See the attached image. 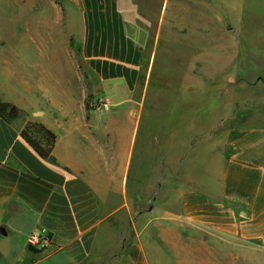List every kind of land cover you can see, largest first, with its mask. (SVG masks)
<instances>
[{
	"label": "crops",
	"instance_id": "1",
	"mask_svg": "<svg viewBox=\"0 0 264 264\" xmlns=\"http://www.w3.org/2000/svg\"><path fill=\"white\" fill-rule=\"evenodd\" d=\"M15 1L20 19L30 4L42 13V26L64 33L61 43L74 44L96 93L134 98L143 50L128 33L118 0ZM51 70L0 55V98L25 117L12 125L0 119V257L12 247L9 238L24 234L11 264H264V126L227 132L216 184L180 183L163 193L157 180L173 169L164 146L156 149L148 170L139 159L127 190L114 123L100 119L79 128L71 116L59 120L54 114L61 108L42 98L50 90L41 77L48 82ZM27 122L55 135L56 164L21 138ZM185 144L174 161L183 160ZM136 196L147 210L134 212ZM35 230L45 231L47 245L33 250L26 239Z\"/></svg>",
	"mask_w": 264,
	"mask_h": 264
},
{
	"label": "rangeland",
	"instance_id": "2",
	"mask_svg": "<svg viewBox=\"0 0 264 264\" xmlns=\"http://www.w3.org/2000/svg\"><path fill=\"white\" fill-rule=\"evenodd\" d=\"M118 1L129 35L143 50L134 98L96 93L80 64L79 50L60 42L64 33L42 26V13L30 4L20 19L19 2L0 0V55L55 69L48 82L41 77V85L50 90L42 98L45 105L61 108L54 115L62 122L71 116L79 128L100 119L114 123L119 167L128 170L127 190L139 159L141 169L148 170L156 149L164 146L173 169L157 180L163 193H172L180 183L216 184L213 179H219L221 168L217 156L227 153L222 145L227 132L264 126V0ZM99 98L110 103V111L96 110ZM64 107L73 112L64 113ZM23 121L25 117L16 124ZM182 142L184 157L176 162ZM139 200L136 196L132 202L135 213L148 209L141 208ZM23 235L8 239L13 249L0 257V264L19 258L17 241L23 242Z\"/></svg>",
	"mask_w": 264,
	"mask_h": 264
},
{
	"label": "trees",
	"instance_id": "3",
	"mask_svg": "<svg viewBox=\"0 0 264 264\" xmlns=\"http://www.w3.org/2000/svg\"><path fill=\"white\" fill-rule=\"evenodd\" d=\"M24 112L15 105L5 102L0 98V119L8 124L23 119ZM21 138L37 153L43 160L51 164H56L52 156V149L55 143V135L45 128L42 124L37 122H27L24 127L19 131ZM9 163L20 168L19 163L15 162L12 158ZM35 250V248L29 247Z\"/></svg>",
	"mask_w": 264,
	"mask_h": 264
},
{
	"label": "built area",
	"instance_id": "4",
	"mask_svg": "<svg viewBox=\"0 0 264 264\" xmlns=\"http://www.w3.org/2000/svg\"><path fill=\"white\" fill-rule=\"evenodd\" d=\"M95 108L99 112H108L110 111V103L103 98H99ZM26 243L29 247L40 249L47 245V235L44 230H35L27 236Z\"/></svg>",
	"mask_w": 264,
	"mask_h": 264
},
{
	"label": "water",
	"instance_id": "5",
	"mask_svg": "<svg viewBox=\"0 0 264 264\" xmlns=\"http://www.w3.org/2000/svg\"><path fill=\"white\" fill-rule=\"evenodd\" d=\"M151 209V208H150Z\"/></svg>",
	"mask_w": 264,
	"mask_h": 264
}]
</instances>
